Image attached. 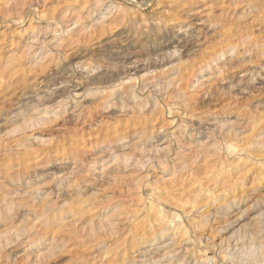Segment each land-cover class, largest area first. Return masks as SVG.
I'll use <instances>...</instances> for the list:
<instances>
[{"label":"rangeland","instance_id":"obj_1","mask_svg":"<svg viewBox=\"0 0 264 264\" xmlns=\"http://www.w3.org/2000/svg\"><path fill=\"white\" fill-rule=\"evenodd\" d=\"M263 155L264 0H0V264H264Z\"/></svg>","mask_w":264,"mask_h":264},{"label":"bare ground","instance_id":"obj_2","mask_svg":"<svg viewBox=\"0 0 264 264\" xmlns=\"http://www.w3.org/2000/svg\"><path fill=\"white\" fill-rule=\"evenodd\" d=\"M139 6L141 5L140 3L138 4ZM19 131H20V129H18V128H11L10 130H8V134L10 135V136H15V135H17L18 133H19ZM15 143V142H14ZM24 142L23 141H21L20 139H18L17 140V142H16V144H14L17 148H20V147H25V144H23ZM259 147V146H258ZM245 149H246V147H245ZM24 150V149H23ZM241 150V149H240ZM249 150V149H248ZM25 152V151H24ZM263 154V153H262ZM257 156H258V154H257ZM264 156V155H263ZM18 163V162H17ZM243 163V162H242ZM16 165V164H15ZM264 172V171H263ZM261 173V172H260ZM260 176H261V174H260ZM237 177V176H236ZM239 178V177H238ZM241 179V178H240ZM239 179V180H240ZM237 181V180H236ZM237 182H239V181H237ZM210 191V190H209ZM211 192V191H210ZM206 193V192H205ZM222 193V192H221ZM211 194V193H210ZM208 195V194H207ZM240 200V199H239ZM208 205V204H207ZM192 207V206H191ZM146 215V214H145ZM147 219V218H146ZM154 222V221H153ZM155 223V222H154ZM166 226V225H165ZM165 229H167V227L165 228Z\"/></svg>","mask_w":264,"mask_h":264}]
</instances>
